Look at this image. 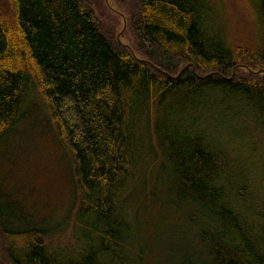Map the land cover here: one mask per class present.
<instances>
[{"label": "trees", "instance_id": "16d2710c", "mask_svg": "<svg viewBox=\"0 0 264 264\" xmlns=\"http://www.w3.org/2000/svg\"><path fill=\"white\" fill-rule=\"evenodd\" d=\"M222 2L137 0L131 26L150 66L105 39L81 0H10L0 142L40 98L77 192L64 248L50 243L64 227L48 229L0 188L10 264H143L136 217L149 203L198 227L196 262L264 264V199L251 198L264 194V0H243L249 46L229 39ZM177 61L186 67L172 75Z\"/></svg>", "mask_w": 264, "mask_h": 264}, {"label": "rangeland", "instance_id": "374dc122", "mask_svg": "<svg viewBox=\"0 0 264 264\" xmlns=\"http://www.w3.org/2000/svg\"><path fill=\"white\" fill-rule=\"evenodd\" d=\"M81 1L93 12L96 29L105 39L152 66L141 51L143 46L136 41L131 26L137 0ZM222 8L229 39L237 45L249 46L254 30L243 0H223ZM13 19L10 0H0V20L9 23ZM183 65V61L174 62L171 74L180 72L186 67ZM235 73L247 74L241 68L235 69ZM0 143H3L0 146V188H4L34 220L45 219L48 229L65 228L55 234L50 243L64 248L71 245V223L65 227V219L77 204L72 159L54 133L45 103L33 98L25 118ZM251 198L256 202L264 199V194L257 197L252 194ZM184 220L183 209L157 203L141 206L136 223L146 245L141 248L143 264H200L196 262L199 249L196 245H200L198 227ZM73 236L76 249L85 247L86 241L80 237L78 229H73ZM3 244L0 234V264H10Z\"/></svg>", "mask_w": 264, "mask_h": 264}]
</instances>
